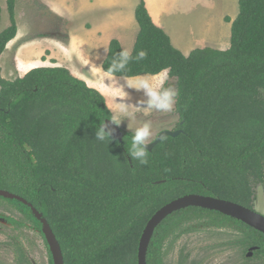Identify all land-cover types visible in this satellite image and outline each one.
Here are the masks:
<instances>
[{
	"label": "trees",
	"instance_id": "obj_1",
	"mask_svg": "<svg viewBox=\"0 0 264 264\" xmlns=\"http://www.w3.org/2000/svg\"><path fill=\"white\" fill-rule=\"evenodd\" d=\"M225 51L204 47L183 55L157 27L140 0L131 59L113 76H156L167 71L178 91L177 137L147 151V165L130 155L132 132L119 142L98 141L97 128L112 115L103 95L63 67H38L7 80L0 66V190L26 200L42 214L64 264H138V245L150 218L185 195L219 198L251 210L264 183V0H238ZM9 25L0 31V58L17 35L15 0H6ZM1 20V8H0ZM115 39L101 68L120 61ZM147 53L142 60L136 56ZM19 221L41 232L30 208L0 197ZM255 211V210H254ZM233 234L238 249L264 264V235L215 211L190 207L154 231L146 264H165L169 247L194 225ZM16 264H29L14 243ZM182 260V253H180ZM182 264V262L180 263Z\"/></svg>",
	"mask_w": 264,
	"mask_h": 264
},
{
	"label": "crops",
	"instance_id": "obj_2",
	"mask_svg": "<svg viewBox=\"0 0 264 264\" xmlns=\"http://www.w3.org/2000/svg\"><path fill=\"white\" fill-rule=\"evenodd\" d=\"M43 8L51 14L70 22L68 39L64 42L54 36L40 35L36 40L16 47L10 74L13 78L22 77L38 67H63L87 86L100 91L102 81L101 65L107 56L111 40L119 42L122 50L133 51L139 26L135 19V8L140 0H39ZM153 23L170 38L172 45L183 55L204 47L220 51L230 46L231 24L239 13L238 0H144ZM232 13H234L232 15ZM16 37L7 48L16 46ZM36 47L48 55L35 58L28 53L29 46ZM4 54V53H3ZM2 58V57H1ZM0 58V64H1ZM41 63V64H40ZM2 67V65H1ZM99 72V73H98ZM3 75V73H2ZM155 80L167 81V71L156 76ZM7 79V80H12ZM114 81L125 82L127 78L112 76ZM166 79V80H165ZM123 85V87H125ZM104 95L110 90L103 86ZM169 128H163L166 130ZM161 130V131H162Z\"/></svg>",
	"mask_w": 264,
	"mask_h": 264
},
{
	"label": "rangeland",
	"instance_id": "obj_3",
	"mask_svg": "<svg viewBox=\"0 0 264 264\" xmlns=\"http://www.w3.org/2000/svg\"><path fill=\"white\" fill-rule=\"evenodd\" d=\"M236 4L238 7V2ZM0 8L1 31L9 25L6 0H0ZM54 17L52 18L47 9L43 8L39 0H15V19L18 37L15 42L16 46L14 44V46L6 49L2 55L0 66L2 65L1 74L3 73V78H13V75L10 74V69L17 46L36 40L40 35L54 36L64 42L68 39L70 22L57 16ZM227 48L229 47L226 46L222 49L225 50ZM29 49L30 52L28 54L35 58H39L41 54L48 55L47 52L43 53L31 45ZM166 79L168 80V78ZM125 80L127 81V79ZM168 82L169 86H173L174 88V80L172 79ZM121 83L122 85H119V88L127 96V99L123 102L142 109L134 113L130 118L121 117L123 122L118 126L121 130L135 133V129L143 126L144 123H151L153 133L158 134L163 128H169L166 130L170 131L177 126L179 118L174 111L162 113L155 109L148 110L146 104L148 97L144 91L129 88L127 82L126 85L123 81ZM103 86H106L108 89L111 88L107 84L98 86L102 87L100 88L102 95H104ZM103 97L107 107L110 109L116 97L111 91L110 94ZM142 101L145 103L141 104L140 102ZM115 102L121 101L116 99ZM253 208L257 213L264 216V183L255 189ZM8 217L16 221L20 219L4 202H0V264H16L13 254L14 243H18L23 247L29 264H49L47 249L40 237L39 231L30 225L16 227L6 220ZM203 225H194L193 232L180 236L171 247H169L170 241H168L166 244L165 264H180L181 262L182 264H260L257 261H248L253 258V254L251 256L248 255L249 253L244 255L237 246L231 244L234 242L232 233L214 231L207 229ZM180 253H182V260Z\"/></svg>",
	"mask_w": 264,
	"mask_h": 264
},
{
	"label": "water",
	"instance_id": "obj_4",
	"mask_svg": "<svg viewBox=\"0 0 264 264\" xmlns=\"http://www.w3.org/2000/svg\"><path fill=\"white\" fill-rule=\"evenodd\" d=\"M104 123L106 124L105 131L111 132L112 138L121 142L123 138L122 130L118 126L113 124L110 120H106ZM180 133L181 130H162L157 134L158 138L154 142L147 145V151H151L162 140L160 139V137H177ZM0 197L9 200H16L30 208L33 216L41 223V232L48 246L53 264H64L59 243L57 242L47 220L43 218L42 214L39 213L30 203H28L18 195L0 190ZM190 207L218 212L224 216L240 221L248 227L264 235V216L257 213L256 211L233 203L231 201H226L219 198L193 194L185 195L171 201L170 203L160 208L147 222L139 240L138 264H146L147 249L155 229L173 213L185 210ZM253 249L255 248H252L249 251V256L252 255Z\"/></svg>",
	"mask_w": 264,
	"mask_h": 264
},
{
	"label": "clouds",
	"instance_id": "obj_5",
	"mask_svg": "<svg viewBox=\"0 0 264 264\" xmlns=\"http://www.w3.org/2000/svg\"><path fill=\"white\" fill-rule=\"evenodd\" d=\"M147 53L145 51H140L136 59L142 60L146 57ZM131 59V53L128 50H123L120 53V61L114 62L108 72L101 71V80L103 81L105 77L111 79L113 76L114 69H123L128 61ZM128 87L134 90H142L148 97L146 101L147 109H155L162 113H171L174 111V107L177 103V97L179 95L178 91H175L173 86L164 87L163 81L157 82L155 78L150 76H130L127 78ZM116 99L121 102H114L111 105L110 111L113 113L110 116V121L119 126L123 121L121 117H132L136 112L141 111V108L128 105L124 103L127 99L126 93L113 84L109 89ZM141 104L145 102H140ZM131 127V125H129ZM106 124L104 121L97 128L96 138L98 141H111L112 133L105 131ZM158 138L157 134L152 131L151 123H144L143 126L135 129V133L131 140L130 155L134 161H139L141 165H147L148 155L147 145L154 142ZM160 139H163L160 137Z\"/></svg>",
	"mask_w": 264,
	"mask_h": 264
},
{
	"label": "bare ground",
	"instance_id": "obj_6",
	"mask_svg": "<svg viewBox=\"0 0 264 264\" xmlns=\"http://www.w3.org/2000/svg\"><path fill=\"white\" fill-rule=\"evenodd\" d=\"M108 80V82L109 83H112V84H115V86L117 87V88H119L120 86V83H118V81H114L113 79H107Z\"/></svg>",
	"mask_w": 264,
	"mask_h": 264
},
{
	"label": "flooded vegetation",
	"instance_id": "obj_7",
	"mask_svg": "<svg viewBox=\"0 0 264 264\" xmlns=\"http://www.w3.org/2000/svg\"><path fill=\"white\" fill-rule=\"evenodd\" d=\"M161 132V131H160Z\"/></svg>",
	"mask_w": 264,
	"mask_h": 264
}]
</instances>
